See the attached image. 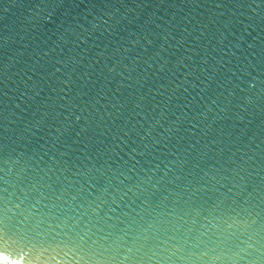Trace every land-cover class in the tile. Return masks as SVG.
I'll return each instance as SVG.
<instances>
[{"label": "water", "instance_id": "95a60500", "mask_svg": "<svg viewBox=\"0 0 264 264\" xmlns=\"http://www.w3.org/2000/svg\"><path fill=\"white\" fill-rule=\"evenodd\" d=\"M0 264H264V0H0Z\"/></svg>", "mask_w": 264, "mask_h": 264}]
</instances>
